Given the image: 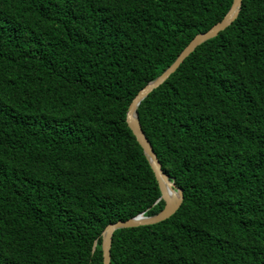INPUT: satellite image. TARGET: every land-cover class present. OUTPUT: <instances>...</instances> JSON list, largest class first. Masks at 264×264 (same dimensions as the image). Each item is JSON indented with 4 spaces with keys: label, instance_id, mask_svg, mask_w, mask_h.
<instances>
[{
    "label": "trees",
    "instance_id": "trees-1",
    "mask_svg": "<svg viewBox=\"0 0 264 264\" xmlns=\"http://www.w3.org/2000/svg\"><path fill=\"white\" fill-rule=\"evenodd\" d=\"M232 1L0 0V264H103L164 208L127 111ZM137 111L184 200L111 264H264V0Z\"/></svg>",
    "mask_w": 264,
    "mask_h": 264
},
{
    "label": "water",
    "instance_id": "water-1",
    "mask_svg": "<svg viewBox=\"0 0 264 264\" xmlns=\"http://www.w3.org/2000/svg\"><path fill=\"white\" fill-rule=\"evenodd\" d=\"M242 5L243 0H233L230 9L222 19L207 31L197 34L181 51L175 61L161 75L144 86L130 103L126 116L128 126L142 147L158 181L161 191L158 202L162 200L165 205L157 214H140L127 220H118L117 222L108 224L99 238L101 242L103 264H111L112 242L117 230L154 225L167 220L177 212L184 200V190L176 184L174 178L163 170L162 164L142 128L137 111L138 107L154 90L162 86L170 76L176 72L181 64H183L186 58H188L199 46L217 37L220 32L230 27L238 18ZM97 243L98 240L94 243V250Z\"/></svg>",
    "mask_w": 264,
    "mask_h": 264
}]
</instances>
